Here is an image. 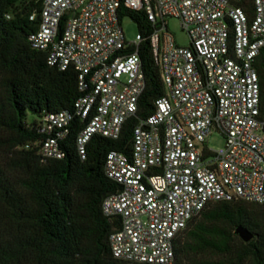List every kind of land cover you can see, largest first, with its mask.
<instances>
[{
  "label": "built area",
  "instance_id": "obj_1",
  "mask_svg": "<svg viewBox=\"0 0 264 264\" xmlns=\"http://www.w3.org/2000/svg\"><path fill=\"white\" fill-rule=\"evenodd\" d=\"M40 1L29 45L47 54L48 66L75 70L80 97L71 111L37 118L41 138L23 148L43 164L62 160L75 131L84 161L94 137L117 140L135 121L130 151H110L103 168L117 185L101 205L114 259L174 264L176 240L209 205H264V0ZM132 11L151 26L165 90L143 117L144 36L138 30L129 42L120 25ZM167 18L180 22L187 47L175 43ZM212 134L224 137L216 151L205 145Z\"/></svg>",
  "mask_w": 264,
  "mask_h": 264
},
{
  "label": "trees",
  "instance_id": "obj_2",
  "mask_svg": "<svg viewBox=\"0 0 264 264\" xmlns=\"http://www.w3.org/2000/svg\"><path fill=\"white\" fill-rule=\"evenodd\" d=\"M40 8V0H0V264H128L111 255L112 224L101 205L117 191L104 175L106 155L130 151L135 121L124 125L117 140L94 137L84 161L74 149L75 131L62 160L43 164L35 150L23 148L41 138L37 118L71 111L80 97L75 70L48 66L47 54L29 45ZM128 14L144 36L143 117L165 90L151 60V26L141 13ZM259 75L264 86L261 67ZM238 225L254 235L249 243L234 234ZM174 254V264H264V205H209L178 237Z\"/></svg>",
  "mask_w": 264,
  "mask_h": 264
},
{
  "label": "rangeland",
  "instance_id": "obj_3",
  "mask_svg": "<svg viewBox=\"0 0 264 264\" xmlns=\"http://www.w3.org/2000/svg\"><path fill=\"white\" fill-rule=\"evenodd\" d=\"M165 21L167 31L173 36L175 43L180 46L187 47L189 45V38L186 33L182 31L180 22L174 18H167ZM120 25L124 32L125 39L129 42L133 41L138 33L137 25L127 16L121 18ZM28 119L30 120L31 117L28 116ZM223 144L224 137L220 134H212L205 141V145L213 151L221 148Z\"/></svg>",
  "mask_w": 264,
  "mask_h": 264
},
{
  "label": "water",
  "instance_id": "obj_4",
  "mask_svg": "<svg viewBox=\"0 0 264 264\" xmlns=\"http://www.w3.org/2000/svg\"><path fill=\"white\" fill-rule=\"evenodd\" d=\"M234 234L244 243H249L254 238V235L241 225L235 227Z\"/></svg>",
  "mask_w": 264,
  "mask_h": 264
}]
</instances>
